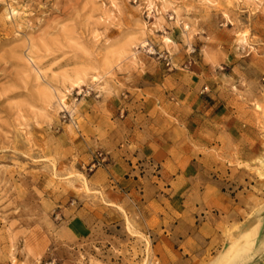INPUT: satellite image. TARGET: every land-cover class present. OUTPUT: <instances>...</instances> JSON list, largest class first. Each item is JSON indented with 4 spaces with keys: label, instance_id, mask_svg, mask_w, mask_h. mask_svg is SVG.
<instances>
[{
    "label": "rangeland",
    "instance_id": "obj_1",
    "mask_svg": "<svg viewBox=\"0 0 264 264\" xmlns=\"http://www.w3.org/2000/svg\"><path fill=\"white\" fill-rule=\"evenodd\" d=\"M162 92L187 179L94 177ZM0 264H264V0H0Z\"/></svg>",
    "mask_w": 264,
    "mask_h": 264
},
{
    "label": "crops",
    "instance_id": "obj_2",
    "mask_svg": "<svg viewBox=\"0 0 264 264\" xmlns=\"http://www.w3.org/2000/svg\"><path fill=\"white\" fill-rule=\"evenodd\" d=\"M136 95L143 97L140 94ZM169 95H166L165 92L148 94L140 101L143 105L146 104V115H154V118L160 123L164 121L162 124H159L158 121L159 126L156 127L161 135L155 134V136L148 137V141L146 140L139 149H111L112 162L102 169L96 170L93 174L94 177L105 176L107 177L106 183H137L139 179L132 177L135 175L134 170L144 163L137 161L138 163L135 164L134 162L144 160L148 166L159 167L162 173L160 183H163L162 180L165 176L170 177L171 183L187 179L189 171L193 167L191 159L189 160L188 135L197 132L200 134L198 141H204L205 137L207 138L206 134L215 133L214 117L206 118L195 115L206 111L207 107H203V110L190 109V107L184 106V101L173 102L172 98L168 97ZM171 110L175 115L173 117L168 115ZM143 132L140 131V133ZM179 143H181L180 149H178ZM148 183H153V181L149 180Z\"/></svg>",
    "mask_w": 264,
    "mask_h": 264
},
{
    "label": "built area",
    "instance_id": "obj_3",
    "mask_svg": "<svg viewBox=\"0 0 264 264\" xmlns=\"http://www.w3.org/2000/svg\"><path fill=\"white\" fill-rule=\"evenodd\" d=\"M94 159L95 161H93L92 167H95L96 165H100V163L105 160V157L102 155V153H96Z\"/></svg>",
    "mask_w": 264,
    "mask_h": 264
},
{
    "label": "bare ground",
    "instance_id": "obj_4",
    "mask_svg": "<svg viewBox=\"0 0 264 264\" xmlns=\"http://www.w3.org/2000/svg\"><path fill=\"white\" fill-rule=\"evenodd\" d=\"M57 101V100H56Z\"/></svg>",
    "mask_w": 264,
    "mask_h": 264
}]
</instances>
